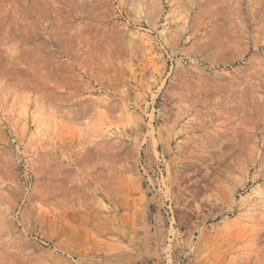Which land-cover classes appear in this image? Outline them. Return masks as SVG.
Segmentation results:
<instances>
[{"label":"rangeland","instance_id":"rangeland-1","mask_svg":"<svg viewBox=\"0 0 264 264\" xmlns=\"http://www.w3.org/2000/svg\"><path fill=\"white\" fill-rule=\"evenodd\" d=\"M0 264H264V0H0Z\"/></svg>","mask_w":264,"mask_h":264}]
</instances>
